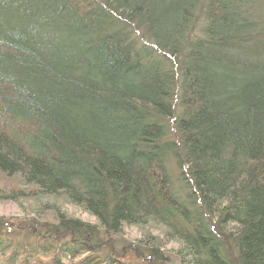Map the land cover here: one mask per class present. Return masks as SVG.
I'll return each mask as SVG.
<instances>
[{
  "label": "trees",
  "instance_id": "obj_1",
  "mask_svg": "<svg viewBox=\"0 0 264 264\" xmlns=\"http://www.w3.org/2000/svg\"><path fill=\"white\" fill-rule=\"evenodd\" d=\"M6 201L0 264H264V0H0Z\"/></svg>",
  "mask_w": 264,
  "mask_h": 264
},
{
  "label": "rangeland",
  "instance_id": "obj_2",
  "mask_svg": "<svg viewBox=\"0 0 264 264\" xmlns=\"http://www.w3.org/2000/svg\"><path fill=\"white\" fill-rule=\"evenodd\" d=\"M172 173L174 176H176L178 174L177 168L175 166L174 163L170 164ZM177 182L180 181L177 180L178 178H175ZM179 186V185H178ZM57 203L59 207H61V209L63 211H67V213L69 214V216L75 217V218H79L82 220H86V221H90V222H95V219L93 217H90L89 215H87L84 211L76 208V207H72L69 206L67 204H63L61 205L60 203L54 201L51 202V204L47 203V206L49 207V209H47V211H45V214H43V217H47L45 219L52 221L54 219L53 217V213L52 210H50V205L52 206V204ZM38 204H40L38 202ZM32 207H34L35 211H36V207H38L37 202L35 204V202L32 201H6V202H0V217H4L5 219L9 218V219H21L24 215L30 213L33 216L35 215L34 212L32 211ZM38 210V209H37ZM32 217V216H31ZM152 235L158 236L160 235V231L156 230V229H151ZM140 230L137 228H131V229H126V231L124 232V236L122 241L127 242L129 244H134L137 242V240L142 239L141 235H140ZM176 250H178V246L177 244H168L167 246V250L166 253H170V256H176ZM130 261L136 262L135 264H142V262L139 259H134L132 257H130ZM169 261V260H168ZM170 264V261H169Z\"/></svg>",
  "mask_w": 264,
  "mask_h": 264
}]
</instances>
